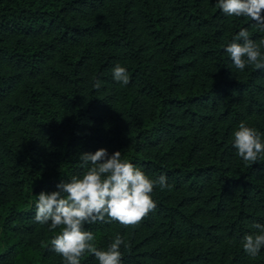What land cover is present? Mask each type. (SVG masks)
Returning a JSON list of instances; mask_svg holds the SVG:
<instances>
[{
	"label": "trees",
	"instance_id": "obj_1",
	"mask_svg": "<svg viewBox=\"0 0 264 264\" xmlns=\"http://www.w3.org/2000/svg\"><path fill=\"white\" fill-rule=\"evenodd\" d=\"M241 29L264 54V31L217 0H0V264H65L37 196L99 148L168 187L136 226L85 224L98 249L120 234L122 264H264V248L243 250L264 225V155L245 163L234 132L264 141V69L235 68L225 49Z\"/></svg>",
	"mask_w": 264,
	"mask_h": 264
},
{
	"label": "clouds",
	"instance_id": "obj_2",
	"mask_svg": "<svg viewBox=\"0 0 264 264\" xmlns=\"http://www.w3.org/2000/svg\"><path fill=\"white\" fill-rule=\"evenodd\" d=\"M217 7L228 16L249 17L264 31V0H217ZM225 50L239 71L247 65L264 69V54L247 29H241ZM112 72L115 81L123 85L130 82L125 67L117 64ZM100 87L101 81L96 80L93 88ZM233 146L245 163L254 164L264 155L261 134L243 122L234 132ZM80 160L87 171L70 181L61 180L55 191L39 193L34 219L41 225L48 224L49 230L63 226L51 245L65 264H81L85 253L93 254L99 264H122L121 245L130 247L125 238L116 234L106 250L98 249L93 232L85 230L84 225L112 221L125 227L138 225L156 208L151 193L157 185L161 190L168 187L166 177L150 179L129 160L121 159V151L109 154L107 149L99 148L94 153H82ZM252 227L258 232L243 238V250L255 257L264 248V225L255 223Z\"/></svg>",
	"mask_w": 264,
	"mask_h": 264
}]
</instances>
